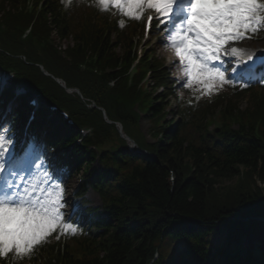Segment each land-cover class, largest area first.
Wrapping results in <instances>:
<instances>
[{"label": "trees", "instance_id": "16d2710c", "mask_svg": "<svg viewBox=\"0 0 264 264\" xmlns=\"http://www.w3.org/2000/svg\"><path fill=\"white\" fill-rule=\"evenodd\" d=\"M20 1L24 2L0 0V7L13 10ZM19 14L10 13L5 20L8 30L0 35V63L12 64L17 53L28 61L39 57L66 84L78 86L85 95L103 102L109 117L115 118L107 95L125 90L119 70L130 63L133 28L119 30L114 19L94 9L85 13L81 27L75 24L72 28L57 0H44L36 14L34 31L42 36L55 31L60 45L71 38L62 56L48 43L39 51L20 43L16 26L27 25L35 13L30 17ZM154 49L149 50L153 55ZM85 53L97 54L98 66L110 72L95 78L77 70L75 63ZM153 55L143 58L130 89L132 97H142L158 138L153 145L144 143L150 152L148 157L128 152L123 140L116 144L108 155L112 167L94 181L103 195L105 214L89 211V235L73 239L60 236L57 241L42 244L36 253L16 255L6 264H264V222L259 219L264 218V89L220 93L214 100L194 107L183 99L173 109L168 105L175 98L171 80ZM144 68L152 69L154 89L162 86L158 94L146 92L140 84ZM26 75L36 80L31 73ZM55 90L63 91L53 85L49 92ZM182 91L195 98L189 89L182 87ZM246 95L248 103L239 109L238 102ZM216 109L226 123L238 122L239 129L222 130L210 151L192 139V130L198 132L200 140L205 120ZM21 112L20 108L13 112L16 127ZM118 113L121 119L128 116L123 111ZM256 122H260L257 137L252 131ZM38 127V121H33L32 133L37 134ZM104 128L112 129V125ZM72 133L64 125L51 128L48 124L41 135L47 149L71 173L86 162L77 146L66 158L59 154L72 142ZM99 225L105 227L104 232L95 229ZM164 240L177 242L179 248L164 255ZM232 242L241 246L235 254L230 251ZM155 252L159 258L152 262Z\"/></svg>", "mask_w": 264, "mask_h": 264}, {"label": "snow or ice", "instance_id": "6c2138e0", "mask_svg": "<svg viewBox=\"0 0 264 264\" xmlns=\"http://www.w3.org/2000/svg\"><path fill=\"white\" fill-rule=\"evenodd\" d=\"M102 12L116 9L128 19L140 21L145 13L148 25L156 19L167 33L165 46L178 58L182 86L198 92L196 99L211 96L235 80L223 67L232 60L234 73L251 72L254 62L250 49L238 46L264 30V0H93ZM71 3V0H69ZM121 27L125 20L119 21ZM227 58V60H226ZM242 65V67H241ZM242 78V77H241ZM264 79V77H262ZM10 126L0 128V175L8 171L9 163L21 161L5 158L14 141ZM38 158V155L37 157ZM31 164L33 161H26ZM43 171L31 174L27 180L19 173L20 183L5 180L0 193V256L14 252L17 256L31 254L54 234L74 235L76 224L66 219L64 188L56 175Z\"/></svg>", "mask_w": 264, "mask_h": 264}, {"label": "rangeland", "instance_id": "374dc122", "mask_svg": "<svg viewBox=\"0 0 264 264\" xmlns=\"http://www.w3.org/2000/svg\"><path fill=\"white\" fill-rule=\"evenodd\" d=\"M165 35H167V33L165 34ZM163 39V40H162ZM161 39V41H159L158 42V46H160L159 47V49L157 50V52L160 54V55H166V54H170V55H172L173 56V58L175 59V69H174V72H173V75L179 80V81H182L181 79H180V77H181V72H180V70H179V67H178V64H179V61H178V58L174 55V52L170 49V48H167L166 46H161V43H163L164 45H165V40L167 39V36L166 37H164V38H162ZM151 40V41H150ZM68 42H71L70 41V39H66V43H68ZM149 42H154V39H148V40H146L142 45H143V47L144 46H146L147 44H149ZM65 43V41L63 40V42H62V44H64ZM238 46H241V47H244L245 45H242V44H240V45H238ZM174 102L175 101H173L172 100V104L171 105H174ZM147 126H149V121L148 120H145V122H143L142 123V127H141V129L143 128V129H146L147 128ZM36 147H37V145H35ZM34 145H31V148H32V151H31V156L33 157V159L31 160V161H35V163L37 164V165H39V164H41V162L40 161H37L36 160V156L34 155V151H36L37 149H36V147H35ZM39 148V147H38ZM51 172H53V170H51ZM76 178H73L71 181H70V183H66V185H65V189L66 190H68L67 192H68V195H65V200H67L68 201V203L69 204H71L70 203V200H71V198H70V192L72 191V188L75 186V180ZM61 182V181H60ZM62 184H63V186H64V182H61ZM68 196H69V199H68ZM91 206H93V205H91ZM68 208L69 209H67V210H69L70 211V205L68 206ZM179 248V245H177L176 243H174V242H169L167 245H165L164 244V247H163V253L164 254H166V253H172V252H175L177 249Z\"/></svg>", "mask_w": 264, "mask_h": 264}, {"label": "clouds", "instance_id": "9594fccd", "mask_svg": "<svg viewBox=\"0 0 264 264\" xmlns=\"http://www.w3.org/2000/svg\"><path fill=\"white\" fill-rule=\"evenodd\" d=\"M61 2L64 3L66 6H67L68 4H70V3H69V0H61Z\"/></svg>", "mask_w": 264, "mask_h": 264}, {"label": "water", "instance_id": "95a60500", "mask_svg": "<svg viewBox=\"0 0 264 264\" xmlns=\"http://www.w3.org/2000/svg\"><path fill=\"white\" fill-rule=\"evenodd\" d=\"M264 221V219H262Z\"/></svg>", "mask_w": 264, "mask_h": 264}]
</instances>
